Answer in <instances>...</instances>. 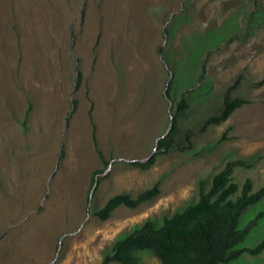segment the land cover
Here are the masks:
<instances>
[{
    "label": "rangeland",
    "instance_id": "1",
    "mask_svg": "<svg viewBox=\"0 0 264 264\" xmlns=\"http://www.w3.org/2000/svg\"><path fill=\"white\" fill-rule=\"evenodd\" d=\"M240 76L233 97L247 105L191 151L131 166L171 130L182 92L191 108L181 126L194 129ZM263 79L264 0H0V264H103L136 227L196 203L199 181L233 159L255 163L235 170L239 183L264 186ZM158 182L154 202L95 217L111 197ZM261 212L264 200L242 224ZM263 239L264 217L243 246Z\"/></svg>",
    "mask_w": 264,
    "mask_h": 264
},
{
    "label": "trees",
    "instance_id": "2",
    "mask_svg": "<svg viewBox=\"0 0 264 264\" xmlns=\"http://www.w3.org/2000/svg\"><path fill=\"white\" fill-rule=\"evenodd\" d=\"M243 77L230 86L218 110L201 120L193 128H183V119L191 108L186 92L180 94V99L173 108V125L166 136L161 137L156 151L147 161H133L131 166L146 171L151 169L158 158L167 156L175 150L191 151L194 148V138L203 135L211 127L226 122L232 114L247 105L241 96L233 97L242 82ZM81 83V72L78 71L77 87ZM264 85V79L256 86ZM173 83L169 82L166 95H171ZM191 93V92H190ZM74 101L73 113L77 108ZM32 107V106H31ZM31 111V108L30 110ZM71 115L67 118L70 124ZM228 131L221 141L230 140ZM64 157L62 152L59 161ZM100 157L106 166L110 161ZM255 163L244 159L228 161L223 170L208 179H201L198 187V200L171 218H166L163 224L147 221L136 227L133 232L117 240L112 251L106 255L103 264H144L142 253L153 254L161 264H230L249 255L260 258L264 255V239L255 247L243 246L258 220L264 217V212L243 225V220L264 200V186L255 188V182L247 178L243 184L235 179L238 168L250 169ZM103 170L94 173L93 185L98 183V175ZM99 184V183H98ZM161 183L146 190L137 197L129 194H118L111 197L105 206L95 213L101 221L111 219L117 209L126 207L138 209L145 204L154 202L161 195ZM3 234L0 235V240Z\"/></svg>",
    "mask_w": 264,
    "mask_h": 264
},
{
    "label": "water",
    "instance_id": "3",
    "mask_svg": "<svg viewBox=\"0 0 264 264\" xmlns=\"http://www.w3.org/2000/svg\"><path fill=\"white\" fill-rule=\"evenodd\" d=\"M173 125V116H172V124H171V126ZM97 185V184H96Z\"/></svg>",
    "mask_w": 264,
    "mask_h": 264
}]
</instances>
